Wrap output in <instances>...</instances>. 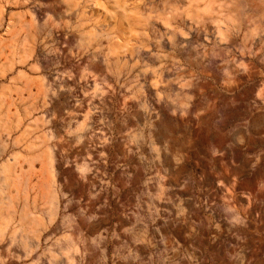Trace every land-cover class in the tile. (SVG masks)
Wrapping results in <instances>:
<instances>
[{
    "label": "rangeland",
    "instance_id": "rangeland-1",
    "mask_svg": "<svg viewBox=\"0 0 264 264\" xmlns=\"http://www.w3.org/2000/svg\"><path fill=\"white\" fill-rule=\"evenodd\" d=\"M0 264H264V0H0Z\"/></svg>",
    "mask_w": 264,
    "mask_h": 264
},
{
    "label": "water",
    "instance_id": "water-1",
    "mask_svg": "<svg viewBox=\"0 0 264 264\" xmlns=\"http://www.w3.org/2000/svg\"><path fill=\"white\" fill-rule=\"evenodd\" d=\"M256 114H259V112H257ZM250 180H253V178H249ZM252 215V217L254 216V211L251 213Z\"/></svg>",
    "mask_w": 264,
    "mask_h": 264
}]
</instances>
